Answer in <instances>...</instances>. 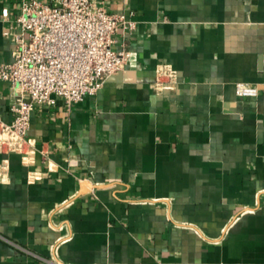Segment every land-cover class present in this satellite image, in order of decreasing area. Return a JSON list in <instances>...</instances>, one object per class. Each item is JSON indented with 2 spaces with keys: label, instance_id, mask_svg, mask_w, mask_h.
Returning a JSON list of instances; mask_svg holds the SVG:
<instances>
[{
  "label": "crops",
  "instance_id": "obj_1",
  "mask_svg": "<svg viewBox=\"0 0 264 264\" xmlns=\"http://www.w3.org/2000/svg\"><path fill=\"white\" fill-rule=\"evenodd\" d=\"M99 1L135 22L113 37L130 63L0 151V264H264V0ZM19 4L0 0V62Z\"/></svg>",
  "mask_w": 264,
  "mask_h": 264
},
{
  "label": "built area",
  "instance_id": "obj_2",
  "mask_svg": "<svg viewBox=\"0 0 264 264\" xmlns=\"http://www.w3.org/2000/svg\"><path fill=\"white\" fill-rule=\"evenodd\" d=\"M10 8L2 9L8 22ZM135 22L109 13L99 0H20L15 24L5 36L13 45L12 61L0 62V81L10 85V122L0 117V151L21 152L34 108L54 106L55 97L71 107L93 96L130 63L128 49L114 47V35ZM176 72L163 66L154 86L159 93L178 84ZM243 98L259 95L257 85L239 83ZM59 264V263H55Z\"/></svg>",
  "mask_w": 264,
  "mask_h": 264
}]
</instances>
